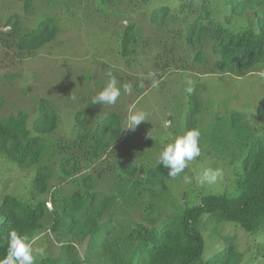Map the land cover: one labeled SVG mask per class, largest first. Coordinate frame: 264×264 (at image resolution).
<instances>
[{
    "label": "trees",
    "instance_id": "1",
    "mask_svg": "<svg viewBox=\"0 0 264 264\" xmlns=\"http://www.w3.org/2000/svg\"><path fill=\"white\" fill-rule=\"evenodd\" d=\"M96 1L100 8L115 0ZM142 1L148 4L151 0ZM31 6L32 1L27 0L26 9ZM262 6L264 0H170L156 8L150 18L155 27L164 30L165 35L160 38L164 45L169 41L177 43L184 36L186 43L196 48L192 54L195 63L207 66L203 42L210 40L217 57L215 64L219 62L216 69L221 74L241 75L253 73L255 67L264 72V12H259ZM252 12L258 17V31L253 23L233 26L235 18ZM6 24L11 31L0 34V45L15 48L20 54L33 55L58 34L55 20L49 16L27 33L19 32L18 15ZM126 29L119 50L129 58L141 38L134 25ZM166 64L158 61L157 69ZM202 91L205 86L199 84L188 92L184 130L198 129L199 139H207L206 149L199 145L201 153L211 150V157L229 160L226 164L234 190H230L231 194L202 190L200 196H195L201 200L199 203L190 201L168 215L163 214L169 210L171 177L163 162L148 167L142 177L138 176L139 166L130 160H124L115 169L109 165L94 171L95 165L102 164L109 150L123 139L117 114L102 118L92 130L87 127L84 114L79 113L72 143L50 138L58 129L60 117L47 99H41L32 129L24 112L1 120L0 155L34 171V175L30 199L23 201L7 195L0 205V259L6 256L5 237L15 228L30 238L39 239L48 230L57 234L62 244L58 257L46 256L36 264H242L245 255L239 248L238 237L222 235L221 230L233 225L255 234L264 227V102L257 111L261 123L258 126H249L243 114L231 111L225 117H216L211 128L203 131L199 126L206 110L200 97ZM112 171L118 186L107 193L96 190L95 176ZM56 178L59 188L70 184L76 189L61 195L58 185L51 187ZM191 189L195 190L193 183ZM118 197L122 206L117 205ZM138 206H143V215L134 220L130 213ZM106 212L110 221L104 224ZM207 229L222 242L221 251L209 259L205 258ZM84 240H88V246L86 257L81 258L77 244Z\"/></svg>",
    "mask_w": 264,
    "mask_h": 264
},
{
    "label": "rangeland",
    "instance_id": "2",
    "mask_svg": "<svg viewBox=\"0 0 264 264\" xmlns=\"http://www.w3.org/2000/svg\"><path fill=\"white\" fill-rule=\"evenodd\" d=\"M26 1L0 0V34L11 31L6 23L13 15L19 16L20 33L32 31L49 16L55 20L58 34L53 42L33 55L20 54L15 48L0 45V121L24 112L29 116L28 127L32 129L41 99H47L60 117L58 129L50 138L54 142L72 143L76 139L75 117L79 113L84 114L86 125L92 130L102 118L117 114L121 118L123 139L109 150L102 164L95 165L94 171H102L109 165L115 169L124 160H130L139 166L141 171L138 176L142 177L148 167L162 163L160 154L164 146L186 132L183 122L188 87L205 86V91L200 94L206 108L200 117L201 130L208 131L216 117H225L231 111L243 114L251 127L261 124L256 116L260 103L264 102V78L257 75L262 72L261 67L253 68L254 72L249 74H221L216 69L219 62L215 64L217 57L212 52L210 40L203 42L207 66L195 63L192 54L196 48L190 47L184 36L178 38L177 43L169 41L164 45L160 41L165 35L164 30L155 27L150 17L156 8L170 0H151L148 4L142 0H115L100 8L96 0H31L32 6L28 10ZM259 12H264V6ZM249 23H253L256 31L259 30L258 17L253 12L233 20L234 27H245ZM130 25L135 26L141 39L135 46V52L126 58L119 48L122 36ZM179 57L182 59L179 60ZM158 61L162 65L167 64L163 69L160 66L157 69ZM109 71L118 81L121 95L114 105H93L92 98L105 87ZM150 72L156 73L157 87H152V81L147 78ZM125 83L130 84V93L124 92L122 86ZM71 93L75 96L74 100L69 97ZM130 105L147 113L148 121L142 122L135 131L125 130ZM164 121H169L167 128L163 127ZM150 130L151 137L147 135ZM205 141L207 139L200 138L199 145L206 149ZM80 151H76L77 154H81ZM210 154L211 150L201 153L196 160L189 162L182 174L170 179L169 210L163 215L171 214L172 209L190 204V201L199 203L201 200L195 196H200L202 190L231 194L234 188L232 178H229L230 169L227 168L229 160L213 158ZM205 167L222 168L223 178L214 184L199 186L195 177ZM33 175L34 171L23 169L0 155V205L7 195L23 201L30 199ZM185 175L192 178L191 183L195 187L192 192L191 183L183 181ZM94 182L95 189L104 193L118 186L115 171L95 176ZM51 185H58L61 195L76 189L70 184L59 188L58 178L52 180ZM117 203L122 206L119 197ZM142 208L138 206L131 211L132 219L137 220L143 215ZM109 218L106 212L102 223H108ZM2 221L0 217V223ZM211 233L207 229L204 234L206 259L222 249L220 238ZM221 234L238 237L239 248L245 255L242 264L264 263V227L255 234H248L240 227L226 225ZM33 246L45 249L43 256H35L36 264L46 256L58 257L62 244L57 234L48 230ZM87 246L88 240L77 244L81 258L86 257Z\"/></svg>",
    "mask_w": 264,
    "mask_h": 264
},
{
    "label": "clouds",
    "instance_id": "3",
    "mask_svg": "<svg viewBox=\"0 0 264 264\" xmlns=\"http://www.w3.org/2000/svg\"><path fill=\"white\" fill-rule=\"evenodd\" d=\"M156 73H148V79L152 81L151 86L157 87L159 81L156 80ZM261 78H264V72L257 74ZM108 81L105 87L99 91L93 98L91 103L93 105H114L121 95L120 88L117 86L118 81L111 71L107 73ZM191 83V81H189ZM143 86V84H141ZM123 90L125 93H130L131 86L128 83L123 84ZM186 91L191 93L193 88L188 87ZM73 100L75 96L70 94ZM147 120V113L143 110L136 109L135 105H130L128 109V115L125 120V130L135 131L137 126ZM169 121L163 122V127L167 128ZM151 137V130L147 134ZM200 132L198 129H190L182 135H177L173 142H170L164 146L161 154L160 161L164 166L169 169L168 176L175 179L188 167L189 162L196 160L201 155L199 147ZM223 178L222 168L205 167L195 177L196 183L199 186L205 184H214L218 180ZM184 183H191L192 178L185 175L183 177ZM7 241L6 256L0 259V264H34L36 255L43 256L45 249L43 247H34L35 240L38 237L33 236L30 238L28 235H21L15 228H11L5 237Z\"/></svg>",
    "mask_w": 264,
    "mask_h": 264
}]
</instances>
